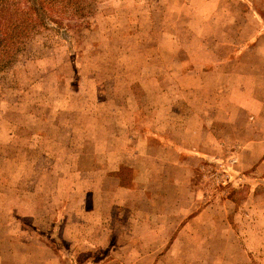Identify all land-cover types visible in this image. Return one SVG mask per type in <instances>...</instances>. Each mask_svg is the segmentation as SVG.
<instances>
[{"label": "rangeland", "instance_id": "1", "mask_svg": "<svg viewBox=\"0 0 264 264\" xmlns=\"http://www.w3.org/2000/svg\"><path fill=\"white\" fill-rule=\"evenodd\" d=\"M90 1L92 14L77 25L59 18L69 27L51 23L28 41L0 49V264H12L11 254L25 251L32 257L59 253L63 264H106L111 254L114 264H153L149 256L138 258L171 249L168 241L192 205L195 209L217 203L229 193L238 204V237L226 231V242L206 244L192 235L173 250L193 257L194 264L201 263L202 256L210 264H264V226L257 235L250 232L251 176L240 173L257 157L245 155L229 140L238 134L233 125L247 117L237 111L229 118L216 109L217 91L236 70L214 69L217 58L233 56L226 45H239L251 33L243 37L234 22L209 19L223 9L219 0ZM236 11L242 12L243 6ZM203 58L211 64L202 66ZM248 64L242 71L249 72ZM187 71L192 75L184 87L197 80L198 88H207L206 98L201 92L184 96L182 74ZM202 98L211 110L203 107ZM191 117L193 128L203 120V146L183 127ZM123 122L128 123L124 132L119 126ZM263 134L258 132L259 137ZM215 137L222 140L217 143ZM139 138L149 140L152 155L159 154L154 147L172 144L171 153H163L168 160L175 156V144L181 146L177 156L184 162L193 144L203 147L209 156L202 160L201 148H196L200 154L191 187L197 193L170 186L168 175L160 193L149 195L139 192L149 180L140 175L137 191L119 194L121 204L94 190L97 181L113 190L114 180L104 177L107 158L117 159L114 154L123 149L140 151ZM261 150L259 145L254 149ZM133 161L122 167L130 168ZM135 165L148 167L150 175L170 174L174 168L146 157ZM131 173L126 171V179ZM262 189L264 184L257 188L259 193ZM258 204L262 208L264 201ZM72 221L83 242L65 233L64 226ZM259 223L264 224V215ZM102 226H108V233ZM95 230L98 238L105 235L109 241L85 243ZM173 263L185 264L186 258Z\"/></svg>", "mask_w": 264, "mask_h": 264}, {"label": "crops", "instance_id": "2", "mask_svg": "<svg viewBox=\"0 0 264 264\" xmlns=\"http://www.w3.org/2000/svg\"><path fill=\"white\" fill-rule=\"evenodd\" d=\"M219 2L220 7L223 6V9H221V11L214 12L211 16H209V19L210 17H214L219 20V23L224 22L226 24L234 22L237 32L243 37L248 35L246 33H251L250 37H247V39L239 45H226L233 50L234 55L217 58V67H214V69L217 70L227 67H233L236 69L234 73L224 79V87L217 91L218 104L216 105V109L220 112V114L226 115L229 118L233 117L237 111L245 113L247 117L240 125H233L232 130L238 134L229 140H231L230 143H236L239 145L242 149V153H245V155H256L257 157L254 160L251 159V161H249L250 165L243 169L245 173L240 172L241 175L251 176L249 183L250 203L248 206V215L250 219V232L253 230L252 233L257 235L258 229L261 228V226H264V224L259 223V219L261 220L264 215V205L261 208L260 204H258V201H264V189H262V192L260 193L257 190L259 185L264 184V134L261 137L258 136V132L264 133V0H219ZM237 6H243V11L237 12ZM203 52L204 54L205 52H208V54L211 56L209 51L203 49ZM188 58H190L191 61L193 60L192 55H188ZM245 58H249V60L246 61ZM202 60H204L202 62V66L211 64L209 59L203 58ZM246 63H249V72L242 71L241 69ZM191 75L192 72L190 71L182 74L183 88H185L184 83L189 82ZM179 80L180 79L174 80L173 83L175 82L177 84ZM195 82L196 84L198 83L197 80ZM196 84L186 86L183 92L186 98H188V94L197 95V93L201 92L203 97L208 94L206 87H202L203 85L201 84L202 88H198ZM173 98L174 96L170 93L171 102ZM205 98H202L201 100L203 107L209 106L210 109V102L207 99L205 100ZM191 116H193V114ZM203 117L204 116L202 113L201 119H203ZM191 120L192 117L183 127L185 128L186 132H190L194 135V142L198 140L202 142L203 146V137L205 136V125L203 120L200 124L197 122V124L194 125V128L191 126ZM120 124L121 125L119 126L124 132V130L128 128V123L123 122ZM155 128H158L157 125H155ZM174 129L175 127L172 128V130ZM118 140H121V138H118ZM221 140V138L215 137L214 141L218 143ZM119 143L120 147H124L123 143L120 141ZM149 143L150 142L147 140V138H139L138 145L140 151L132 153L126 149H123L120 152L114 154V157H117V159L112 158L111 155L108 154V156L111 158H107L109 168L107 169L106 175L104 177L105 180L113 179L115 186L113 187V190H108L107 187L104 188L103 185H100V181H97V186H95L94 190L100 191L108 197H112L114 203L121 204V200L118 199V196H120L119 194L123 195L126 192L137 191L140 186V175H146L149 179L146 183H142V187L140 186L139 192L141 195L160 193L159 190L162 187V179L164 175H168L170 186H173L175 189L188 187L192 189L190 190L191 192L194 194L197 193V191L191 187L195 185L194 175H196L197 171L195 169L194 162L196 161L197 163L196 155L200 154L196 148H201L200 157L202 160L207 159L209 156L208 152L203 147H198L196 144H193V147L195 146V148H191L194 150L188 148L190 151H188L189 154L187 155V159L184 162L183 158L177 156L178 150L180 151L182 148L181 146L175 144L176 146L173 151L175 156L173 159L170 158V160H168L165 156H163V153L166 151L171 153L170 149L172 144L170 146L154 147V149L159 152V154L152 155L150 147H148ZM258 145L263 147L261 152L254 151V149L258 148ZM220 146L221 143L219 144V147ZM144 157H146L147 161L157 159L162 163L163 161H167L173 164V172L171 171L170 174L157 172L155 175H150V169L148 167L135 165L141 160V158ZM130 159L134 160L130 168L122 167L127 165L130 162ZM114 162H117V167L111 166ZM178 170L182 172L184 178L179 174ZM126 171H132L129 179H126ZM96 179H101V182L103 181L101 176L98 175ZM1 194L2 193H0V195ZM13 208L14 207H11V210H13ZM192 208H194L193 205ZM192 208L189 209L190 213L183 220L180 229L176 231V233H174V237L168 241L171 249L165 252H149L146 255H141L138 259L141 260L142 258L149 256L153 259V264H174V260H179L184 256L186 258L185 264H194L193 257H190L189 255L186 256L184 253H180L179 251H174L176 250L177 245H179V242H181L183 239H185L184 241H187V238L189 239L192 237V235H195L206 244H210L214 241L224 243L227 241V234L225 233L226 231L234 234L236 238L238 237L236 235V226L234 223V217L238 210V204L236 203L235 199L231 197L230 193L227 196L225 195L224 198L217 199V203L211 202L207 205L201 204L195 209ZM0 210H2L1 207ZM5 210H10V208ZM100 211L95 212L101 213ZM27 212L31 214L30 216L35 215V213L30 211ZM29 213L27 214L29 215ZM199 216H204V219L200 222L197 221ZM72 222V225L69 224L66 227L64 226V230H66L65 233L69 235V238L81 240L83 242V239H80V236L78 235L79 231L77 222ZM103 229H106V233H108V226L106 228L103 227ZM96 230H98V228ZM96 230L95 234H89L90 237L85 239V243H90L91 241L92 245H94L102 244V242L107 243L109 241L108 237L105 235H102L101 238H98ZM109 231H112L111 226H109ZM25 239L28 238L25 237ZM25 242L27 248H30V245L27 243L28 240ZM31 255L32 252L27 253V251L20 253V255L11 254V257L14 258L12 264L64 263L61 261V255H59V253L54 254L52 258H50L49 255L45 257H32ZM110 259L111 260H109L106 264H114L113 261L115 259L113 258V254H111ZM207 259H204L202 256L201 263L197 264H210L209 261L207 263ZM1 260L2 258L0 257V263ZM36 260L41 262L38 263Z\"/></svg>", "mask_w": 264, "mask_h": 264}, {"label": "trees", "instance_id": "3", "mask_svg": "<svg viewBox=\"0 0 264 264\" xmlns=\"http://www.w3.org/2000/svg\"><path fill=\"white\" fill-rule=\"evenodd\" d=\"M94 6L90 0H0V49L24 43L49 24L69 27L87 19Z\"/></svg>", "mask_w": 264, "mask_h": 264}]
</instances>
